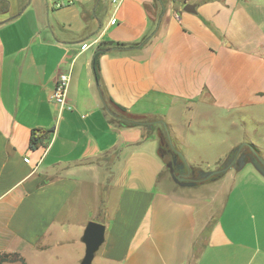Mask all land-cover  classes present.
Returning <instances> with one entry per match:
<instances>
[{
	"label": "crops",
	"instance_id": "1",
	"mask_svg": "<svg viewBox=\"0 0 264 264\" xmlns=\"http://www.w3.org/2000/svg\"><path fill=\"white\" fill-rule=\"evenodd\" d=\"M5 1L0 264H55L69 258L70 247L73 264H81L90 221L106 227L102 264H264V175L240 181L232 167L199 186L161 180L157 135L119 127L105 103L170 124L181 143L184 118L172 111L190 113L188 128L215 112L255 121L264 111V0H208L182 16L167 0H118L114 7L109 0ZM103 43L113 46L99 56L98 85L93 63ZM69 71L62 106L51 96L58 73ZM35 130L49 134L33 150ZM232 140L215 145L243 141ZM182 157L194 167L196 160Z\"/></svg>",
	"mask_w": 264,
	"mask_h": 264
},
{
	"label": "rangeland",
	"instance_id": "2",
	"mask_svg": "<svg viewBox=\"0 0 264 264\" xmlns=\"http://www.w3.org/2000/svg\"><path fill=\"white\" fill-rule=\"evenodd\" d=\"M117 1L118 0H109L107 6L114 7ZM208 2H209L208 0H167L168 6H171L172 10L178 12L180 16L184 15L183 11L186 5L195 6L199 4V7H201L207 5ZM217 2L222 4L225 2V0H219ZM2 8L3 5L0 4V11H2ZM160 15L161 12L160 9L158 8L155 13V19L157 20ZM110 107L119 119L123 118L122 116H125V114L117 110V108L113 107V105H110ZM175 115H177L179 122L180 120H182V118H184V122H183L184 124L178 127V131L181 134L183 142L181 143L177 141V138L175 136L176 133L173 132L174 131L173 128L170 129V127L172 126L168 124L167 127L172 139L174 140L173 142H175L179 151H181L186 156L188 155L191 159L196 161L195 163H192L194 167L187 166L183 162H179L177 165L176 164L173 165L171 164V162L165 163L166 168L161 176V180L170 179V181L174 182L178 187L189 186L187 184L189 182L193 183L194 184L193 186H199L201 182L207 180L206 177L209 174H211L214 171L216 172L222 170L223 168L228 166L229 163L232 162L236 151L243 145L244 148L241 152V156L236 162V166H234L235 168L232 169L234 175L239 180L250 177L251 175H254L255 177L258 178L261 177L260 175L262 173L257 169V167L254 165V162L252 161L253 153L246 145H249V141H250L249 139H251V137L255 139V141L262 146L261 149L256 148L255 151L260 155L261 158L264 159V121H263L264 111H259L254 115L255 121L248 118L249 116L240 113L230 117L231 116L230 114L225 116L224 114L219 115L216 114L215 112L214 114L212 113V116L210 118L201 119L200 117L199 118L195 117L194 121L191 122V128L187 127V123L191 119L190 113L186 114L183 113L182 111L178 113L172 111L170 113L171 117H174ZM152 119H156V118H152ZM213 124L218 125L221 131L216 133L215 131H213L208 127L209 125H213ZM201 126H203V129H201ZM153 134H156V131ZM226 138H231L235 141L241 139L243 141H241V143L239 141V144L237 146L233 145V147L231 146L217 147L215 145V143L216 144L222 143V141H224ZM195 142L197 143V145H193ZM232 150H234L233 154L228 157V155L231 154ZM222 152L226 154L225 155L226 159H224V161H221L220 164L218 163L217 165L218 167H217L213 164V162L215 161L214 159H216L217 156H219V154ZM116 160L117 159L115 158L114 163ZM188 170L191 171L190 178H188L189 180L182 183L177 182L179 176H182L183 174L185 175L188 174L187 173ZM185 175L182 177L187 176ZM161 188L162 187H159L160 191ZM113 198H116L114 197V194H113ZM110 202H111V206H114V203L116 201H110ZM217 220L218 218L212 220L211 224L209 223V225L202 233L196 245V252L197 251L199 252L200 249L202 248V245L205 243V240H207V237L209 236V231L212 223ZM103 249L104 248H102L101 252L98 253V256L96 258L94 257L93 264H102L98 262V259L102 255ZM67 254L69 255L68 259L61 260L58 262L55 261V264H73V259L77 254L75 247H70L69 250L67 251Z\"/></svg>",
	"mask_w": 264,
	"mask_h": 264
},
{
	"label": "trees",
	"instance_id": "3",
	"mask_svg": "<svg viewBox=\"0 0 264 264\" xmlns=\"http://www.w3.org/2000/svg\"><path fill=\"white\" fill-rule=\"evenodd\" d=\"M0 4L3 5L2 12H7L9 8V3L5 0H0ZM113 46L111 43H103L100 44L98 47V51L96 53L95 61L93 63V68L95 72V76L97 78V84L99 85L100 81V74H99V68H98V61L99 56H101L102 53H104L107 49H110ZM105 103L109 107V111L112 114V122L118 124L119 127H143L148 134V137L155 133L159 139V155L164 160V163L171 162V164L174 165V161L176 160L175 164L177 165L179 162H183L184 159L182 155L179 153L178 147L173 142L169 143L167 131L165 130V126H167L164 122H158V119H152V117H140L138 115L132 114L127 111V109L120 107L118 104L112 102L111 100L106 98ZM110 105H113V107L117 108L120 112L125 114V116H122L123 118L119 119L114 111L111 109ZM169 131V130H168ZM48 131H38L35 130L32 132L30 147L31 149L35 150L43 145L48 140ZM13 257L16 259L18 255H6V258ZM11 261H14L13 259Z\"/></svg>",
	"mask_w": 264,
	"mask_h": 264
},
{
	"label": "water",
	"instance_id": "4",
	"mask_svg": "<svg viewBox=\"0 0 264 264\" xmlns=\"http://www.w3.org/2000/svg\"><path fill=\"white\" fill-rule=\"evenodd\" d=\"M185 12L188 13H194L195 12V6L194 5H186L184 8ZM165 130L167 131L169 143L172 142V137L170 135V132L168 131L167 126H165ZM249 147V149L252 151V161L254 162V165L257 167V169L264 175V159L260 157V155L255 151L254 146L252 145H246ZM244 148V145L241 146L236 153L234 154V158L232 162L229 163L228 166L223 168L219 171H214L211 174H209L206 179H212V180H218L221 178L223 174H225L229 169L236 166V162L239 159V156ZM176 160L174 161L175 165ZM189 179L186 177L179 176L177 182H186ZM189 186H193L194 184L189 182L187 183ZM106 237V227L100 223H97V221H90L87 224V227L84 232V236L82 237V242L85 245L86 251L85 256L82 259L81 264H93L94 257H96V254L100 250L101 246L104 244Z\"/></svg>",
	"mask_w": 264,
	"mask_h": 264
},
{
	"label": "built area",
	"instance_id": "5",
	"mask_svg": "<svg viewBox=\"0 0 264 264\" xmlns=\"http://www.w3.org/2000/svg\"><path fill=\"white\" fill-rule=\"evenodd\" d=\"M116 20L114 19L113 22ZM86 47V46H84ZM71 80V71L59 72L51 99L59 105L65 106L67 100V90Z\"/></svg>",
	"mask_w": 264,
	"mask_h": 264
},
{
	"label": "flooded vegetation",
	"instance_id": "6",
	"mask_svg": "<svg viewBox=\"0 0 264 264\" xmlns=\"http://www.w3.org/2000/svg\"><path fill=\"white\" fill-rule=\"evenodd\" d=\"M240 156H241V154H240ZM240 156H239V158H240ZM187 173H188V174H186L187 176H186L185 174H183L182 176H184V175H185V176H186V178H190L191 171H190V170H188V172H187Z\"/></svg>",
	"mask_w": 264,
	"mask_h": 264
}]
</instances>
